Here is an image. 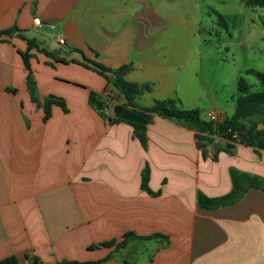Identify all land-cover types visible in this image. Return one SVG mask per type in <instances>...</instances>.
Segmentation results:
<instances>
[{
	"label": "crops",
	"instance_id": "1",
	"mask_svg": "<svg viewBox=\"0 0 264 264\" xmlns=\"http://www.w3.org/2000/svg\"><path fill=\"white\" fill-rule=\"evenodd\" d=\"M205 3L0 0V31L17 29L0 37V260L114 253L104 264H264V150L159 115L141 141L132 125L113 122L124 97L84 65H131L128 82L153 84L140 107L174 99L203 119L232 117L237 100L226 108L198 85ZM28 40L57 57L33 49L30 61L40 102L61 97L69 110L54 106L47 122L28 87ZM109 91L104 116L89 99ZM128 233L166 238L91 249Z\"/></svg>",
	"mask_w": 264,
	"mask_h": 264
},
{
	"label": "trees",
	"instance_id": "2",
	"mask_svg": "<svg viewBox=\"0 0 264 264\" xmlns=\"http://www.w3.org/2000/svg\"><path fill=\"white\" fill-rule=\"evenodd\" d=\"M245 5L251 9L256 7L264 8V0H246ZM17 29H8L0 31L1 36H12ZM29 49L21 55L24 60L28 75V87L34 102L43 107L45 112L44 121H49L53 116V107L59 106L65 113H68L66 101L57 96H50L43 102H40L37 94L36 82L33 77V71L30 61L34 57L33 49L46 54L52 59H56V55L44 49H39L36 40H28ZM85 67L96 71L103 76L115 89L124 97L125 102L115 106L114 123H127L132 125L141 141L145 140V131L148 124L151 123L154 115H159L167 118L181 126L189 129L197 130L207 135H219L228 139L232 143H245L264 150V128L260 129V125L264 126V72L249 70L247 73L254 75L260 85V90L252 92L250 85L244 78L239 81L240 97L236 101L235 113L232 117H227L225 120L218 123L207 121L201 116L198 109H185L179 101L174 99L156 100L151 107H140L137 100L147 93L153 91L152 83H130L126 80L127 74L131 71V65H125L119 69L112 70L100 64H84ZM111 75V76H110ZM90 106L98 111L101 115H105V111L109 106V99L105 96L92 92L89 99ZM238 134L239 141L233 137ZM198 138H201L198 136ZM147 177L144 176L143 187L147 188ZM166 238L161 235H153L150 237H137L134 233H128L122 241L112 240L110 242L101 243L91 246V249L97 250L101 248H116V251H121L127 248L129 241L139 238L141 240H151L156 238ZM114 253L109 254L103 259L97 261H78V260H63L57 264H104L112 259ZM26 263L11 256L0 260V264H43L40 259L32 258Z\"/></svg>",
	"mask_w": 264,
	"mask_h": 264
},
{
	"label": "rangeland",
	"instance_id": "3",
	"mask_svg": "<svg viewBox=\"0 0 264 264\" xmlns=\"http://www.w3.org/2000/svg\"><path fill=\"white\" fill-rule=\"evenodd\" d=\"M245 1L205 0L202 7L204 82L199 78L198 85L202 84L204 91L211 89L226 108L240 97L241 78L252 92L260 90L249 70L264 72V8L251 9ZM112 94L109 91L105 97L112 100Z\"/></svg>",
	"mask_w": 264,
	"mask_h": 264
},
{
	"label": "built area",
	"instance_id": "4",
	"mask_svg": "<svg viewBox=\"0 0 264 264\" xmlns=\"http://www.w3.org/2000/svg\"><path fill=\"white\" fill-rule=\"evenodd\" d=\"M59 43H60L61 45H64V44H65V40L62 39V38H60V39H59ZM204 119L207 120V121L214 122V123H218V122L221 121L220 117H219L216 113H214V112H212V111H208V112H206V113L204 114ZM233 137L237 140V142L239 141V136H238L237 133H236Z\"/></svg>",
	"mask_w": 264,
	"mask_h": 264
},
{
	"label": "water",
	"instance_id": "5",
	"mask_svg": "<svg viewBox=\"0 0 264 264\" xmlns=\"http://www.w3.org/2000/svg\"><path fill=\"white\" fill-rule=\"evenodd\" d=\"M264 128V126L263 125H260V129H263Z\"/></svg>",
	"mask_w": 264,
	"mask_h": 264
}]
</instances>
